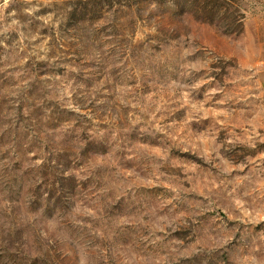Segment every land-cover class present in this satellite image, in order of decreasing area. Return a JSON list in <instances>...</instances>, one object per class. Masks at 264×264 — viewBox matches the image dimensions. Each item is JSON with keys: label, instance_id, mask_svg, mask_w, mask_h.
<instances>
[{"label": "rangeland", "instance_id": "obj_1", "mask_svg": "<svg viewBox=\"0 0 264 264\" xmlns=\"http://www.w3.org/2000/svg\"><path fill=\"white\" fill-rule=\"evenodd\" d=\"M0 264H264V0H0Z\"/></svg>", "mask_w": 264, "mask_h": 264}]
</instances>
